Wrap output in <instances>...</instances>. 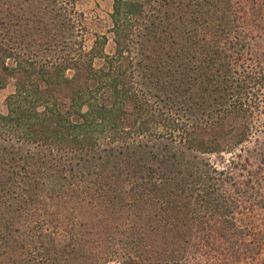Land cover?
Masks as SVG:
<instances>
[{
    "label": "trees",
    "instance_id": "trees-1",
    "mask_svg": "<svg viewBox=\"0 0 264 264\" xmlns=\"http://www.w3.org/2000/svg\"><path fill=\"white\" fill-rule=\"evenodd\" d=\"M53 2L0 0V264L256 261L264 0Z\"/></svg>",
    "mask_w": 264,
    "mask_h": 264
},
{
    "label": "rangeland",
    "instance_id": "rangeland-1",
    "mask_svg": "<svg viewBox=\"0 0 264 264\" xmlns=\"http://www.w3.org/2000/svg\"><path fill=\"white\" fill-rule=\"evenodd\" d=\"M71 2H74V4L76 5V8L83 12L85 15V20L84 22L86 23V26L88 27V33L86 35L87 37V43L90 44V38L93 37L94 32H98V33H103V32H107L109 30V28L112 26V19H111V13L113 12V6H114V0H70ZM52 4H55V2H53V0H51ZM239 3H247L248 0H238ZM91 31V32H90ZM110 37H112V34H110ZM113 46V42L112 39L110 38V43L107 46V50H111ZM15 90V84L14 82L11 80L9 81V83L4 86V87H0V111L4 114H6L8 112V106L6 104V98L9 94H11L12 92H14ZM262 105H264V97L262 102ZM255 119L256 121H258V123L260 124V126L262 128H264V113H260L257 112L255 114ZM262 123V124H261ZM19 145H21V142L18 143ZM23 148H24V155L25 153V149L27 147L26 143H22ZM212 159L214 161H219L220 158L217 155H212ZM62 160L65 163L64 158H62ZM23 173V172H22ZM264 174V173H263ZM20 177H22V174L20 175ZM19 177L18 179V183L20 185L19 190H22V187L24 185V181ZM88 179V180H87ZM21 181V182H20ZM90 177L86 176L84 177V180L82 181V186L83 188L81 189L80 192L83 194L88 191L89 188H87V185H90ZM67 191L71 190L70 189V185H67ZM90 187V186H89ZM262 190L264 191V180H263V184H262ZM65 190V191H66ZM84 190V191H82ZM86 191V192H85ZM76 196L72 199H66V204L67 206L70 208V210H64L65 214H67L68 216L73 217V215L77 214L79 212L80 206H79V201H80V197L77 193H75ZM90 194V193H89ZM82 198V197H81ZM87 199H90V196L88 195ZM244 204V212L245 213H249L250 215H255L257 220V224L256 227H258L257 229L260 231H264V204H257L254 205L253 211L251 212V210L248 208L250 203L249 201L245 202L243 201ZM65 207V206H64ZM78 210H76L77 208ZM255 209V210H254ZM0 210L5 211L6 213L9 212V206L8 204L6 205L5 202H1L0 201ZM195 255V254H193ZM194 260L193 263H198L199 264H213L216 261H218L219 258H221V255L218 254V258H208L204 255H198V253L196 254V256H193ZM217 259V260H216ZM225 264H264V247L262 248L259 257L256 261H252V260H240V261H234V262H227Z\"/></svg>",
    "mask_w": 264,
    "mask_h": 264
}]
</instances>
